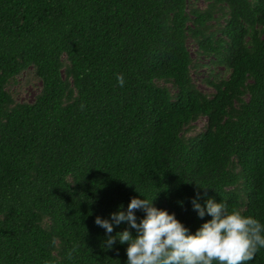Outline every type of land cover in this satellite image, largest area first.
I'll return each instance as SVG.
<instances>
[{
	"label": "trees",
	"instance_id": "obj_1",
	"mask_svg": "<svg viewBox=\"0 0 264 264\" xmlns=\"http://www.w3.org/2000/svg\"><path fill=\"white\" fill-rule=\"evenodd\" d=\"M205 1L0 0V264H126L94 219L134 196L193 233L197 194L264 223V0Z\"/></svg>",
	"mask_w": 264,
	"mask_h": 264
},
{
	"label": "clouds",
	"instance_id": "obj_2",
	"mask_svg": "<svg viewBox=\"0 0 264 264\" xmlns=\"http://www.w3.org/2000/svg\"><path fill=\"white\" fill-rule=\"evenodd\" d=\"M116 79L124 85L122 75ZM198 199L199 194L191 198L193 209L199 217L207 214L210 219L194 233L174 213L154 206V197L145 196L131 197L126 208L120 204L108 218L96 216L94 223L105 230L106 247L127 243L126 264H248L254 260L256 253L264 249V223L238 209L229 211L222 200L208 197L202 207ZM135 210L144 213L139 221ZM122 222L127 227L108 235Z\"/></svg>",
	"mask_w": 264,
	"mask_h": 264
},
{
	"label": "rangeland",
	"instance_id": "obj_3",
	"mask_svg": "<svg viewBox=\"0 0 264 264\" xmlns=\"http://www.w3.org/2000/svg\"><path fill=\"white\" fill-rule=\"evenodd\" d=\"M198 5L200 7H206V1L198 0ZM189 46L192 55L195 59V62L197 64V70L195 71L193 70L194 81L196 82L198 87L203 91L208 93L212 92L213 91L212 87L209 86L204 81V79L209 74V67L206 65V63L209 62L208 58L197 54L196 52L197 46L192 41H189ZM39 87H40V81L33 78L29 73L27 77L20 76L19 78H17V82L13 83L11 88L13 91L16 92V97H18L20 100L31 101L33 100L35 94L38 92ZM205 124H206L205 117L200 118L195 124L196 130L199 131L204 129Z\"/></svg>",
	"mask_w": 264,
	"mask_h": 264
}]
</instances>
